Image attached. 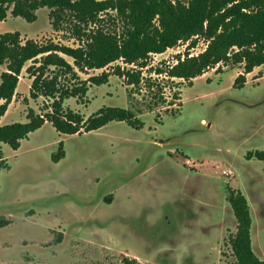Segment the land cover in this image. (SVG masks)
I'll use <instances>...</instances> for the list:
<instances>
[{"label": "rangeland", "instance_id": "rangeland-1", "mask_svg": "<svg viewBox=\"0 0 264 264\" xmlns=\"http://www.w3.org/2000/svg\"><path fill=\"white\" fill-rule=\"evenodd\" d=\"M37 14L32 23L9 14L0 35L83 44L71 23L55 28L48 9ZM192 47L200 53L207 41L181 40L149 54L144 67L117 60L76 69L78 80L53 67L46 72L69 86L108 72L107 83H89L63 108L87 119L104 106L120 107L138 122L75 135L46 122L16 150L2 144L8 166L0 171V264H232L237 222L228 186L248 201L252 249L264 261V159L248 155L264 152V64L245 75L242 88L233 84L243 63H219L192 81L158 74ZM29 65L0 125L27 121L29 109H51L53 99L30 97ZM117 66L140 72L139 83L114 74ZM60 142L65 156L54 162Z\"/></svg>", "mask_w": 264, "mask_h": 264}, {"label": "trees", "instance_id": "trees-1", "mask_svg": "<svg viewBox=\"0 0 264 264\" xmlns=\"http://www.w3.org/2000/svg\"><path fill=\"white\" fill-rule=\"evenodd\" d=\"M43 8L49 10L55 28L62 22L71 23L83 44L71 47L51 41L22 42L19 31L0 35V66L4 67L0 76V120L16 95L22 70L28 62L31 65L25 71L33 80L30 97L53 99L49 112L40 114L29 109L27 121L0 125V171L8 166L2 144L16 150L22 140L46 122L65 135L95 131L113 121L136 127L138 119L129 109L104 106L84 119L80 113L63 108L65 99L83 97L89 83H107L108 72L69 86L61 84L57 75L46 76L51 67L77 80L76 69H102L117 60L144 67L149 54L162 53L194 36L207 41L206 49L197 56L179 60L168 71L157 70L158 74L192 81L209 68L231 61L244 65V73L233 84L234 88H242L246 84L245 75L264 64V0H0V21L10 14L32 23ZM90 25L92 28L87 30ZM132 71L117 66L114 74L126 75L129 84L137 85L140 72ZM248 155L264 159V152ZM64 156L60 142L52 159L59 162ZM228 193L237 222L236 233L230 240L235 258L232 264H264L252 249V219L246 197L230 186Z\"/></svg>", "mask_w": 264, "mask_h": 264}, {"label": "flooded vegetation", "instance_id": "flooded-vegetation-1", "mask_svg": "<svg viewBox=\"0 0 264 264\" xmlns=\"http://www.w3.org/2000/svg\"><path fill=\"white\" fill-rule=\"evenodd\" d=\"M92 115H93V114H92ZM202 124L205 125L203 120H202ZM105 126H106V125H105ZM103 127H104V126H103ZM101 128H102V127H101ZM101 128H99V129H101ZM99 129H97V130H99ZM97 130H95V131H97ZM91 132H94V131H91ZM88 133H89V132H88ZM163 142H164V141H162V140H161V141H160V140H159V141H158V140H155L152 144L155 145V146H162ZM188 256H190L189 253L186 255V259H187V260H189ZM189 261L191 262L190 264H192V259H190Z\"/></svg>", "mask_w": 264, "mask_h": 264}, {"label": "built area", "instance_id": "built-area-1", "mask_svg": "<svg viewBox=\"0 0 264 264\" xmlns=\"http://www.w3.org/2000/svg\"><path fill=\"white\" fill-rule=\"evenodd\" d=\"M196 48H194V47H192L190 50H191V52L188 54V55H183V56H181V58L179 59V60H184L186 57H192V56H197L198 54H200V53H192V51H194ZM204 51V50H203ZM202 51V52H203ZM179 60H177V62L176 63H178V61Z\"/></svg>", "mask_w": 264, "mask_h": 264}, {"label": "water", "instance_id": "water-1", "mask_svg": "<svg viewBox=\"0 0 264 264\" xmlns=\"http://www.w3.org/2000/svg\"><path fill=\"white\" fill-rule=\"evenodd\" d=\"M17 90V89H16Z\"/></svg>", "mask_w": 264, "mask_h": 264}]
</instances>
